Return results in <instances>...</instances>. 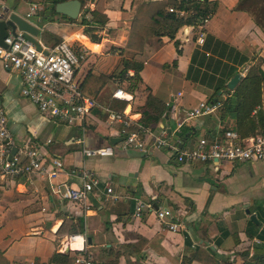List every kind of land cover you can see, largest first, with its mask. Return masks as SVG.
Here are the masks:
<instances>
[{
	"label": "crops",
	"instance_id": "1",
	"mask_svg": "<svg viewBox=\"0 0 264 264\" xmlns=\"http://www.w3.org/2000/svg\"><path fill=\"white\" fill-rule=\"evenodd\" d=\"M148 1L152 0H84L86 11L108 18L97 33L99 42L83 34L80 23L60 15L45 16L42 22L41 8L31 18L39 27V42L47 29L84 50L76 70L79 85L88 73L116 75L123 58L143 66L136 82L104 79L91 97L96 106L83 123L67 124L42 115L21 95L19 74L4 68L0 60V104L16 148H38L63 163L55 176L37 179L33 185L23 176L0 173V250L11 264H58L50 262L55 253L69 254L72 264L80 256L91 257L93 264H182L198 247L214 251L218 261L242 264V253L251 255L259 243L249 236L253 230L249 222L255 215L257 222H252L258 230L264 226V161L179 163L167 148L147 153L122 149L120 140L111 144L113 138L121 139V127L110 122L106 109L124 106L121 111L136 128L151 94L160 110L150 114L160 116L148 130L156 134L166 130L169 142L178 148L192 146L200 137L213 139L233 131L234 120L221 110L228 96L225 91L219 92V108L183 121L180 127L177 123L209 99L213 85L223 79L226 86L241 67V77L253 64L259 63L264 71V5L253 0H211L218 6L203 26L202 44L197 42L198 30L184 26L175 36L178 50L166 36L147 37L142 52L126 49L135 9ZM133 73L129 68L125 77ZM117 88L131 93L130 101L114 98ZM108 144L114 148L110 156L82 153V147ZM82 167L92 171L99 183L85 201L69 200L63 192L81 187ZM107 185L112 193L106 192ZM137 199L152 205L140 217H134ZM162 208L168 214L159 219L157 209ZM170 222L178 225L176 231L168 228ZM190 264L204 263L193 259Z\"/></svg>",
	"mask_w": 264,
	"mask_h": 264
},
{
	"label": "built area",
	"instance_id": "2",
	"mask_svg": "<svg viewBox=\"0 0 264 264\" xmlns=\"http://www.w3.org/2000/svg\"><path fill=\"white\" fill-rule=\"evenodd\" d=\"M26 1L28 10L23 13V17L31 22V18L38 13L40 7L35 2ZM168 10L172 12L173 8ZM10 12H13L10 7L4 0H0V20L7 19ZM179 14L181 15L182 12ZM207 20L208 17L202 24H205ZM201 27L198 26V30ZM2 41L0 60L4 68L19 74L21 95L34 103L38 111L46 117L67 124H74L77 121L83 123L96 106L94 99L85 95L76 81V70L85 58L84 50L65 39L55 45L39 42L41 49L38 50L18 28L14 32L8 28ZM203 41L204 34L199 31L197 42L202 44ZM112 96L123 101H130L132 98L131 93L121 88L115 89ZM220 106V101L201 102L196 108L189 110L183 120L178 121L177 127H180L183 121L210 113ZM106 113L111 123L120 124L121 139L118 144L122 149L147 153L151 150L167 148L175 153V159L179 163L264 161V125L257 135L244 139L239 138L235 131H226L222 137L213 139L200 137L194 145L178 148L169 142L166 130L156 134L140 125L132 128V119L125 111L106 109ZM78 141L81 143V138ZM14 148H16L15 139L9 129L6 112L0 104V173L23 176L33 185L37 179H49L55 176L63 167L60 159L46 157L38 148L22 146L13 151ZM82 153L87 157L110 156L114 153V148L111 144L95 148L82 147ZM79 173L83 179L81 187L67 188L63 192V196L72 201H85L89 192L99 183L89 169L82 167ZM112 191V188L107 185L106 192L112 193ZM144 208L152 209L151 203L137 199L134 217H140ZM167 214L168 211L165 208L157 209L159 219H163ZM167 226L173 231L178 229V225L173 222ZM83 240L86 243L85 236ZM75 263L93 264V261L89 256H80L76 257Z\"/></svg>",
	"mask_w": 264,
	"mask_h": 264
},
{
	"label": "trees",
	"instance_id": "3",
	"mask_svg": "<svg viewBox=\"0 0 264 264\" xmlns=\"http://www.w3.org/2000/svg\"><path fill=\"white\" fill-rule=\"evenodd\" d=\"M12 1L14 6L19 1L24 2V0ZM30 1L37 3L43 10L42 20L45 22L47 19L45 17L47 16L46 10L49 11V17L59 15L54 10L56 3L67 0ZM82 4H84V0H82ZM217 6V1L211 0H152L141 3L137 5L135 9V15L128 30L125 48L136 52H142L147 37L166 36L174 40V45L178 50L179 42L175 40L178 30L184 26H192L194 29L198 30V26H202L198 32H203V20L212 16ZM168 8H173V11H169ZM87 12L90 14V18H86L85 15H83V19L80 23V25L83 26L82 32L88 36L92 42H99L100 36H98L97 33L105 26L108 18L106 15L97 11L87 10L86 13ZM179 12H182V14L180 15ZM60 17L71 21V19L66 16L60 15ZM40 37L44 44L49 45H55L63 40L60 36L47 29L42 30ZM205 40L206 39H204V41ZM245 60L246 59H243V61ZM122 65L121 71L116 75H110V77L88 73L80 85L81 91L89 97L95 98L104 84V79L113 77L120 80L130 79L133 82L140 79L139 72L143 67L141 63L123 58ZM129 68H133L134 73L131 77H125V73ZM234 72L235 69H233V75ZM193 80L205 82L207 79ZM211 88L212 93L209 96L208 102L215 103L219 101L220 91H225L228 94L227 98L223 100L221 110L234 120L233 131L238 134L239 138L244 139L255 136L261 131L264 125V111L262 108L264 106V71L259 63L249 67L245 75L240 78L233 91L226 88L223 79ZM117 107L118 106L113 109H115V111H121L124 106ZM156 109H159L158 100L151 94H148L142 111L141 126L143 128L150 129V124L158 121V117L160 116L159 113H157V116L150 114V112H153L156 115ZM262 210L264 211V208ZM249 223L253 227L252 232H249V236L257 237L259 243L254 245L251 255H249L248 251L242 253V264H264V226L261 230H258V227H256L252 221ZM192 258L200 260L204 264H228L224 261H218L219 258L211 249L205 250L198 247ZM192 258L184 259L182 264H190L193 260ZM73 259L74 258L69 254L55 253L52 255L50 262L72 264ZM0 264H11L1 250Z\"/></svg>",
	"mask_w": 264,
	"mask_h": 264
},
{
	"label": "water",
	"instance_id": "4",
	"mask_svg": "<svg viewBox=\"0 0 264 264\" xmlns=\"http://www.w3.org/2000/svg\"><path fill=\"white\" fill-rule=\"evenodd\" d=\"M82 0H67L56 3L55 12L59 15L66 16L73 21L81 23L83 17L81 15ZM41 11V10H40ZM43 14V11L40 12ZM10 28L13 32L16 28L23 31L24 36L29 39L38 50L41 49L39 41L36 37L39 34V27L30 21L24 19L23 14H17L16 12H10L7 19L0 20V44L3 45V38L6 36L7 29ZM46 52V51H44ZM244 70V67H241L239 73H236L229 81L226 86L229 90H233L237 85L238 81L241 78L240 72ZM119 138H113L111 144L115 145ZM16 148L13 149L15 151ZM251 220L257 222L255 215H251ZM89 239V243H90Z\"/></svg>",
	"mask_w": 264,
	"mask_h": 264
},
{
	"label": "rangeland",
	"instance_id": "5",
	"mask_svg": "<svg viewBox=\"0 0 264 264\" xmlns=\"http://www.w3.org/2000/svg\"><path fill=\"white\" fill-rule=\"evenodd\" d=\"M253 4H259V5H264V2L260 1V0H253L252 1ZM11 9H13L15 12L19 13V14H23L28 10V5L23 2V1H19L15 6L13 4V2L11 0H8L6 3ZM46 15H49V11L46 10ZM81 15L83 17V15H86V10L81 7ZM42 22H44L42 20ZM40 26V25H39Z\"/></svg>",
	"mask_w": 264,
	"mask_h": 264
}]
</instances>
